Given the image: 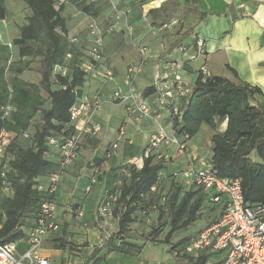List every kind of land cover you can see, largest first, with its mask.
I'll use <instances>...</instances> for the list:
<instances>
[{"label": "trees", "instance_id": "trees-1", "mask_svg": "<svg viewBox=\"0 0 264 264\" xmlns=\"http://www.w3.org/2000/svg\"><path fill=\"white\" fill-rule=\"evenodd\" d=\"M6 1L0 0V20L10 14ZM22 1L30 14L27 22L19 26L18 37L12 41L18 50V59H13L9 44L0 43V131L5 129L10 133V142L0 156V190L3 192L7 184L11 194L0 199V241L3 243H18L26 239L28 228L32 224L34 226L39 217L41 204L47 200L58 203L57 192L50 193L48 186L39 188L38 180L59 169L61 150L57 145L50 144L49 139L54 137L62 142L74 133L70 110L82 96L87 82L83 64L90 58L89 46L85 50L80 42L71 43L69 40L68 19L63 15L64 4L57 7L56 0ZM72 1L79 11L97 19L112 5L111 0ZM179 10L180 15H175ZM148 14L154 28L169 23L175 17L187 19L197 15V19L202 20L206 16L197 7L196 0H192L190 6L169 0L160 7L150 9ZM164 30L160 31L164 41L171 37L163 54L179 48L190 36L193 38L187 45L197 46L199 37L192 27L181 25L173 33ZM114 36H122V32H116ZM68 53L71 54L69 58ZM35 58L40 59L38 71L41 80L38 83L20 78ZM184 63L185 70L197 75L189 86V92L179 98L181 117L172 118L174 134L187 137L189 141L201 124L206 123L217 131L219 124L227 120L226 129L217 131L212 137L211 167L221 178H241L244 198L249 204L264 203V92L259 86L241 79L229 64H225L229 73L226 75L210 70L206 59L204 66L210 72L206 75L198 66L190 67L186 60ZM57 66H66L67 74L57 71ZM155 92L154 85H151L142 90V95L147 98ZM6 105L14 108L9 119L3 116L2 108ZM24 133H28V137H24ZM51 146L59 151L57 164L47 158ZM104 159L109 160L106 151ZM92 161L96 166L103 167V173L104 160L96 158ZM6 162L10 169L2 177ZM178 162L154 154L145 159L141 168L125 163L118 167L116 181L120 185L117 191L112 190L113 193H108V198L104 199L105 202L110 201L112 215L118 218V229L106 237L103 245L94 247L84 264H97L103 251L106 255L112 252L138 255L143 244L127 240L126 233L139 215L152 213L156 214V219L144 236L146 242L156 241L163 227L168 225L169 230L162 243L170 245L175 256L187 257L194 264H206L211 253L205 252L194 259L185 251L197 234L186 235L174 243L171 241L177 233L186 230L205 214L211 219L208 224L212 223L222 207L211 202L209 194L202 188L188 187L184 183L179 175L183 167ZM168 178L171 183L167 202L160 204L159 191ZM153 187L157 189L153 191ZM110 195H115L116 199L109 200ZM66 227L63 225L62 232L52 236V246L67 251L69 258L79 256L80 251L69 238ZM66 260L61 264H67Z\"/></svg>", "mask_w": 264, "mask_h": 264}, {"label": "built area", "instance_id": "built-area-1", "mask_svg": "<svg viewBox=\"0 0 264 264\" xmlns=\"http://www.w3.org/2000/svg\"><path fill=\"white\" fill-rule=\"evenodd\" d=\"M71 0H56V6L67 4ZM112 21L102 31L97 18H91L88 25V55L89 59L83 64L87 72V80L98 81L103 86L108 85L115 79L114 71L106 64L104 57L105 35H114L116 32L124 31L131 40L134 36V25L129 21V9L120 7L118 3L111 0ZM123 21V22H121ZM175 22V21H172ZM123 23V24H122ZM121 24L123 26H121ZM171 22L159 28L153 27V32H160L167 29ZM71 43H78L77 36L69 35ZM135 41V39H134ZM138 44H140L137 41ZM182 55L180 60H172L167 64L166 69L159 71L154 79L156 92L154 102L158 110L168 113V123L159 122L151 134L148 144L139 155L133 156L125 164L141 168L145 159L156 154L159 158L165 157L173 161L184 160V166L179 173L180 177L188 187L202 188L209 194V200L221 204L222 210L219 216L210 224L203 227L186 247V253L197 259L205 252L219 255L217 261L208 260L206 264H264V203L255 205L245 201L241 178H221L212 169L209 158L193 157L189 152V141L187 137L181 138L174 134L172 118H180L179 98L189 92V82L182 76V73L189 74L184 69V61H196L202 58L203 61L198 68L206 75L209 70L204 66L205 48L204 41L200 37L195 48L183 44L177 48ZM71 54H67L69 58ZM148 54L145 44L139 45V59L128 65L123 75V87L118 86L108 99H105L100 92L92 96H82L77 99L70 110V120L76 124L82 120V124L75 126L72 135L62 142L56 138L49 139L50 144L57 145L61 150L62 158L59 169L50 174L48 190L56 194L59 183L66 172V169L79 158L81 143L85 136H95L102 130V124L96 117L103 110L105 103H120L126 107L128 119L140 124L146 119L159 118L157 109H154L147 98L143 97L136 85L138 76L143 72L147 63ZM169 65V66H168ZM57 71L63 75L67 74L66 66H57ZM169 70L172 74H168ZM168 73H167V72ZM3 116L10 118L13 106L6 105L2 108ZM159 115V116H158ZM126 135L123 126L119 127L115 138L106 150V158L112 159L117 156L119 144ZM28 137V133L23 134ZM10 142V133L2 129L0 131V156L5 152ZM1 163V159H0ZM88 168L91 173V182H96L103 167L96 166L90 161ZM10 169L8 162L3 164L1 176L5 177ZM125 173H128L124 170ZM153 187L152 190H156ZM4 192L10 188L4 185ZM115 195H110L109 200H115ZM58 203L56 200H47L41 204L39 217L26 236L27 249L19 252L17 242L0 241V264H55V261L43 253L44 241L47 236L59 229L56 221ZM99 216L103 217L102 225H106L108 217L112 216L110 201L99 209ZM67 264H71L70 262Z\"/></svg>", "mask_w": 264, "mask_h": 264}, {"label": "crops", "instance_id": "crops-1", "mask_svg": "<svg viewBox=\"0 0 264 264\" xmlns=\"http://www.w3.org/2000/svg\"><path fill=\"white\" fill-rule=\"evenodd\" d=\"M112 1L129 9V16L137 20L140 28L141 25L145 26L143 20H148L147 29H144L141 35L138 36V38H143V41L145 40L148 42V46L151 47L147 59V66L136 80L137 87L142 91L146 87L152 85L155 75L159 70L166 69V65L169 64L170 61L180 60L182 57L177 49H173L169 54H163L165 46L169 43L165 42L162 36H148L152 35L151 32H153L148 14L149 10L160 7L169 0ZM176 1L184 6H190L192 4V0ZM196 5L201 12L206 13V16L202 20H198L197 15L190 16L187 20H192V24L188 27H192L194 34L203 39L205 60H208L209 69L217 73L229 75L225 68V64H229L237 71L241 79L252 85L259 86L264 92V0H196ZM180 13L181 11L179 10L175 15L179 16ZM63 15L68 19L69 35H71L72 32L79 33L82 30L80 45L86 50L88 47V38L84 28L82 27L77 31V29L71 26L72 24L69 22V17L64 12ZM5 20L6 19L0 20L2 23L0 26V33L4 38L2 39V35L0 34V43L9 44L13 59H18V50L13 45L12 41L14 38L18 37L19 29L14 32L12 40L7 39L3 31V28L7 27ZM122 38L123 34L122 36L105 35L104 57L107 65L111 62L108 66L113 69L115 79L110 82L108 86H103L98 81L87 80L82 90V96H92L100 92L105 99H108L113 91L111 89L118 86L124 89V71L128 65L139 59V55L137 49L132 46L129 47L127 41H123ZM115 43V55H117V57H110L108 60L106 59V53H109L111 46L113 47ZM143 44H145V42H143ZM33 60H38L37 63L40 67V59L35 58ZM202 61V58H198L196 61H189L188 63L190 67H196V64L198 66ZM33 65L34 62H32L30 67L20 75V78L38 83L41 80V74L38 72V69L35 77L37 80H31ZM172 71L169 70V73L166 72L172 74ZM181 76L184 79L190 78L186 73H182ZM124 90H126V88ZM43 94L45 97L47 96L46 93ZM154 98V95L149 96L147 100L154 109H157ZM119 106L123 109L125 108L126 112V107L123 104L110 103L108 101L105 103L103 110L96 117V120L102 124V130L95 136L84 137L81 143L79 158L67 168L59 183L57 190L58 210L56 214V221L59 224V229L47 236L43 247V249H45L44 254L51 257L56 262L57 258L61 256L69 258L67 251L55 248L50 241L54 234H60L62 232L63 225L67 226L66 231L69 238L74 241L80 251L79 256H74V258H80L81 253H83L85 249L87 250L94 245H103L105 243L104 238H106V231L101 229L103 227V219L99 218V209L106 203L104 199L108 198V193H113L111 192L112 190L117 191L119 183L116 181V171L118 167L126 163L129 158L142 153L159 122L163 124L168 123V113L157 109L156 113H159V118H149L140 124H136L132 122L131 119L124 117V115L123 119L118 122V124H115L114 119L117 110H119ZM81 124L82 120H78L74 125L79 126ZM121 126L124 127L126 135L119 144L118 154L112 159L105 160V151L115 138ZM226 126L227 120H224L219 124L217 131H224ZM32 130L33 128H31L30 132ZM217 131L206 123L201 124L197 133L189 140L190 154L197 158H210L213 154L212 137ZM47 158L57 164L60 158L58 149L51 146ZM96 158L104 160L105 169L98 180L92 183L88 163ZM178 165L183 167L184 160L181 159ZM167 181H169V178L165 180V184ZM38 182V187L45 189L49 184V175L40 177ZM8 195H11L10 191L2 192L0 190V199ZM32 225L28 229H30ZM109 225L113 226L111 232H115L118 229V218L113 215L108 217L105 226L107 227ZM206 225L207 224H205V226ZM126 239L132 241L131 238H127V236ZM81 240H85L88 246H84L85 243L80 245L79 241ZM118 241L116 243H118ZM49 242L51 247L45 248V243ZM136 243L141 244L140 242ZM146 243L147 242H145V244L142 243L143 248L141 252ZM27 247L26 239L18 242L19 252H23ZM219 257V255L212 253L209 260L217 261ZM84 263L85 262L82 261L81 264ZM183 264L194 263L184 261Z\"/></svg>", "mask_w": 264, "mask_h": 264}, {"label": "rangeland", "instance_id": "rangeland-1", "mask_svg": "<svg viewBox=\"0 0 264 264\" xmlns=\"http://www.w3.org/2000/svg\"><path fill=\"white\" fill-rule=\"evenodd\" d=\"M113 2H115V1H113ZM6 4H7V7H8L10 14L8 15V17L5 20L7 23L6 24L7 27L3 28L4 29L3 31L5 32L7 39L12 40L14 32L19 29V26L21 24L26 22L27 16L30 14V10L27 8L26 4L22 0H7ZM120 7L122 8L123 6H120ZM64 13L69 17V20H70L69 22H70V24H72L71 26H73L74 29H77V31H79L83 27L84 31L86 32V35L88 36V32H87L88 28L87 27H88L90 21L92 20L90 16L79 11L77 9L75 3L72 0L69 1L67 4H65ZM112 19L113 18H112V14H111V7L107 8L102 13V15L97 19L99 22L100 28L102 29L103 32L107 28V26L109 25V22L112 21ZM129 21L131 23H133V25H134V28H135L134 36L131 40V38L128 36H125L126 33L124 31H122V34H123L122 40L127 41V44H129V47L132 46V47L136 48L138 51V55H139V45H141V44H143V42H145V44L147 46V54L149 55L151 47L148 46L149 45L148 42H146L145 40L143 41V38H138V36L141 35L142 31L144 29H147V21L148 20H143V23L145 24V26L141 25V28L139 27L137 20L129 17ZM172 21H175V22H172ZM121 22H123V21H121ZM170 22H171V25L167 29H165V30H167V32H170V33H173L175 30H178V28L181 25L188 27L192 24V20L189 21V20L184 19L182 17H178V18L175 17ZM1 24L2 23L0 21V26H1ZM122 24H121V26H123ZM4 32H3V34H4ZM81 32H82V30L79 33L72 32L71 35L77 36L79 39H81ZM74 33H76V34H74ZM151 33H152V35H148V36L155 37V35H156V36L160 37L162 35V34L160 35V32H156V31L151 32ZM170 37L171 36H169L168 41L165 40V42L169 43ZM192 38H193L192 36L186 37L184 39V44L187 45L189 42L192 41ZM2 39H4L3 35H2ZM134 39H135V41H134ZM137 41L140 44H138ZM115 51H116V43H115V45H113V47L111 46L109 53L108 54L106 53V59L109 60L110 57L116 58L117 55H115L116 54ZM108 55H109V57H108ZM33 62H34V65H33L31 80L36 81L37 79L35 77L37 75L36 74L37 69H39V64L37 63L38 60H33ZM134 62H132V63H134ZM110 63H108V65ZM146 66H147V63H145L144 69L146 68ZM196 68H197V64H196ZM159 71H161V70H159ZM186 75H188L190 78H186L185 80L187 82H189V84L191 85L194 82L197 73L196 72L195 73L190 72V74H186ZM88 81H93V80L88 79ZM153 82H154V80H153ZM115 89H117V87H115L111 90L114 91ZM124 89H125V86H124ZM138 90L140 91V88H138ZM123 116L128 118L127 112H125V108L123 109L122 107L119 106V110H117V114L115 115V119H114L115 124H118V122H120L123 119ZM88 157H89V155H88ZM169 182L171 183L170 180L167 181V183L164 184V188L162 187V189L159 191L158 201L160 204H164L167 202V198H168V194H169V188H170ZM165 207H167V205ZM155 219H156L155 213H152L151 215H148V216L139 215L137 220L134 223L130 224L129 229L126 233L127 238H131L132 241H136V242H140L141 244L142 243L145 244L146 241L144 240L145 239L144 236L147 232H149L151 230L153 222H155ZM209 221H211V219L208 218V216L205 214L202 219L195 222L193 225L188 227L186 230H183V231H180L179 233H177L173 237L171 242L174 243V242L178 241L179 239H181L182 237L189 235V234H191V235L198 234L200 229L203 228L205 226V224H208ZM112 227L113 226L109 225L107 227L103 226L101 228V229H103V231L104 230L106 231V237H108L112 233L111 232ZM168 230H169L168 225L163 227L162 232H161L160 236L156 239V241H152V240L147 241L143 251L141 253H139L138 255L124 254V253H119V252H114V253L106 255V252L103 251L100 253V256L102 258H101V260L98 261L97 264H183L184 261L191 263L192 261H190L187 257L175 256L173 254V252L170 250V245L161 244L163 239L165 238V235L168 232ZM105 239L106 238H104V240ZM79 242H80L79 244L81 245L82 243H85V240H81ZM46 247H51L50 242L45 243V248ZM94 247H95V245L90 247V249L83 250V253H81L80 258H74V257L64 258L61 256V257L57 258V262L54 260L55 264H61L64 259H67L66 261H68V262L70 261L71 264H81L82 261L86 262V260L89 258V256L92 255ZM43 253H45V249H43Z\"/></svg>", "mask_w": 264, "mask_h": 264}]
</instances>
